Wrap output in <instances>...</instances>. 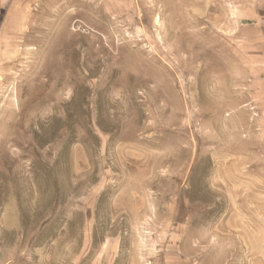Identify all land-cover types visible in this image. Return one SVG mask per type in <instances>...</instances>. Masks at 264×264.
<instances>
[{
  "label": "rangeland",
  "instance_id": "rangeland-1",
  "mask_svg": "<svg viewBox=\"0 0 264 264\" xmlns=\"http://www.w3.org/2000/svg\"><path fill=\"white\" fill-rule=\"evenodd\" d=\"M0 264H264V0H0Z\"/></svg>",
  "mask_w": 264,
  "mask_h": 264
}]
</instances>
